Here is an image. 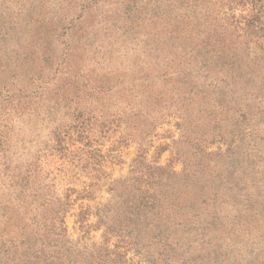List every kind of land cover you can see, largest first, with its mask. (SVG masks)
<instances>
[{
	"label": "rangeland",
	"instance_id": "1",
	"mask_svg": "<svg viewBox=\"0 0 264 264\" xmlns=\"http://www.w3.org/2000/svg\"><path fill=\"white\" fill-rule=\"evenodd\" d=\"M0 264H264V0H0Z\"/></svg>",
	"mask_w": 264,
	"mask_h": 264
}]
</instances>
